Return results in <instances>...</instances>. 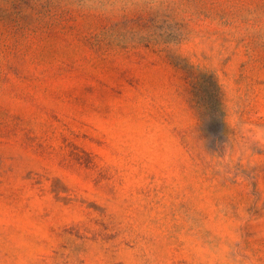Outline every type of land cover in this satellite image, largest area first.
Here are the masks:
<instances>
[{
	"label": "rangeland",
	"instance_id": "1",
	"mask_svg": "<svg viewBox=\"0 0 264 264\" xmlns=\"http://www.w3.org/2000/svg\"><path fill=\"white\" fill-rule=\"evenodd\" d=\"M0 264H264V0H0Z\"/></svg>",
	"mask_w": 264,
	"mask_h": 264
}]
</instances>
